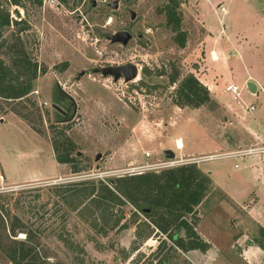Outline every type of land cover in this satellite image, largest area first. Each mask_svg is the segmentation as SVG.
<instances>
[{
	"label": "rangeland",
	"instance_id": "obj_1",
	"mask_svg": "<svg viewBox=\"0 0 264 264\" xmlns=\"http://www.w3.org/2000/svg\"><path fill=\"white\" fill-rule=\"evenodd\" d=\"M120 2L117 8L104 4L94 8L85 4L81 8L83 16L30 0H24L23 7H9L10 17L22 21L5 27L2 37L10 41L19 28L26 27L19 32V37L40 69L33 80L32 91L24 99H0V106L7 113L14 109L23 114L25 118L18 116L33 130L38 129L40 133L35 131L40 136L17 118L0 117V174L9 180H22L33 172L42 171L59 172V175L22 182L1 179L0 264H160L161 260L166 264H202V254L180 250L167 238L166 244L158 248L160 238L165 235L152 225L146 227L142 221L147 222L148 218L140 212L138 220L132 221L130 211L136 208L130 204L121 208L124 214L120 223H126V227L101 234L92 228L89 213L69 210L54 191L55 185L67 181H97L130 175L128 168L145 163L146 152L150 153L149 162L158 158L168 160L164 151L168 137L181 135L186 148L194 144L202 148L210 140L217 143L225 140V131L236 130L238 125L242 127V120L234 117V126L228 125L227 121L220 122L219 129L204 139L205 134L201 135L193 124L199 120L194 115V122L190 118L192 115L187 117L188 112L191 113L187 109L193 107L174 102L179 80L189 73L195 75L191 69L198 68L196 59H200L202 37L192 28H188V35V30H183L180 25L191 44L187 53L182 49L184 46L178 45L177 34L166 26L163 12L165 5L172 6L173 0ZM182 2L184 0L176 8L180 16ZM247 2L257 6L264 0H188L189 9L195 11L193 14L199 13V20L223 24L227 15L233 28L245 23ZM64 3L74 8L81 0H64ZM221 7H224L223 11H220ZM249 20L252 17L249 16L247 22L252 25ZM122 29L132 33L128 43L122 45L110 41L108 35ZM250 32L253 36L252 28ZM235 33L236 30L228 34L233 39L239 38ZM223 37L221 44L229 53L226 34ZM0 51L1 57L9 62L10 54H4V48ZM128 62L138 66L136 78L129 82L93 72L98 66ZM205 62L208 71L209 64L207 60ZM82 71L85 73L81 74ZM174 75L178 79L172 83L170 79ZM216 79L221 85L220 97L222 95L224 100L240 107L242 112L250 104L255 106L239 131L246 143L235 149L264 146V90L258 87L251 93L247 85H238L240 96L235 97L224 90L231 80L228 69L219 71ZM215 99L200 106H212ZM183 109L186 112L183 113ZM184 115L187 121L181 125ZM52 139L72 141V164L56 166ZM206 152L202 155L225 153L228 149ZM98 153L101 156L96 159ZM74 165L78 167L76 172ZM197 165L209 173L212 186L214 184L197 207L196 231L213 244L210 256L206 255L205 259L211 264L259 263L263 257L249 256L244 249L249 247L248 238L260 237L259 228H264V153L217 157ZM15 216L20 217L34 234L27 244L35 246L34 251L18 263L12 262L6 254L17 242L25 240L22 231L8 236ZM144 228L154 232L146 240L135 242V231ZM226 230L238 233L234 232L235 235L231 231L233 237L249 236L232 247ZM180 233L183 234V230ZM67 242H72L74 247L70 248ZM213 250L218 251L216 254L221 252L218 258H212Z\"/></svg>",
	"mask_w": 264,
	"mask_h": 264
},
{
	"label": "trees",
	"instance_id": "obj_2",
	"mask_svg": "<svg viewBox=\"0 0 264 264\" xmlns=\"http://www.w3.org/2000/svg\"><path fill=\"white\" fill-rule=\"evenodd\" d=\"M24 0H0V49L9 55L10 61L6 62L0 55V99L22 100L33 88V80L37 78L39 64L33 60L26 51L19 32L26 27L19 28L17 34L10 41L3 38V30L11 23L19 24L22 19L16 20L10 17L9 7L16 5L23 7ZM40 5L42 0H30ZM181 0H173L172 6L165 5L163 9L166 15V26L175 32L178 45H185L186 33L180 29L181 16L176 8ZM16 12H18L15 9ZM1 52V51H0ZM178 77L172 76L170 81L176 82ZM174 102L179 106L199 107L210 102V94L192 73L182 77L176 88ZM0 109L2 107L0 106ZM11 111L21 118L25 116L18 111ZM37 132L38 129L34 128ZM54 157L59 163L72 164L74 158L72 141L69 139H52ZM77 165L73 171H77ZM212 188L210 176L202 171L195 163H180L174 167L163 168L156 171H146L140 174H130L108 178L107 180L80 179L67 181L54 186V191L60 202L69 210L78 214L89 213L91 226L97 232L106 234L108 230L126 227V223H120L123 218V206L130 204L136 208L131 212L132 221L138 220L140 212L148 221L142 223L157 229L165 238H160L158 248L166 244V238L174 247L189 251L198 249L205 252L209 243L196 231L198 224L197 207L207 196ZM0 222H3L0 213ZM141 221L138 222L140 224ZM183 230V234L180 231ZM25 233V240L17 242L6 251L7 257L14 263L24 260L34 251V245H28L34 234L28 230L20 217L15 216L9 226V237L17 232ZM153 229L135 231V242H142L149 238ZM62 238V237H60ZM264 249V229H260V237L256 238ZM15 240V239H12ZM65 240V239H64ZM15 242V241H14ZM70 248L72 242H67ZM141 245V244H140ZM78 247V245H75ZM137 249V247H135ZM37 256V255H34ZM33 256V257H34ZM160 258V257H159ZM160 264H166L161 260Z\"/></svg>",
	"mask_w": 264,
	"mask_h": 264
},
{
	"label": "crops",
	"instance_id": "obj_3",
	"mask_svg": "<svg viewBox=\"0 0 264 264\" xmlns=\"http://www.w3.org/2000/svg\"><path fill=\"white\" fill-rule=\"evenodd\" d=\"M189 8L190 7H189L188 0H184V2H182V7L180 9L182 10L180 25L182 26L183 30H188V28L196 29L195 31L202 37V44L199 43L202 45L201 55L199 56L200 59L199 58L196 59L198 62V68L197 70L191 69V72H194L198 80L207 87L211 98L213 100L214 98H216L215 100L217 101L212 106L206 105V107L200 106V107L188 108L187 110L191 111V113L188 112L187 117L192 115L190 118H192V121L194 122L193 120V115H194V118L199 120V123H193V124H196V126L199 129V133H201V135L205 134L204 139H207V135L211 136L212 135L211 133L213 130L219 129L218 127H219L220 122H222L223 124V122L227 121L226 123H228V125L234 126V121H235L234 117H235V118H239L240 120H242L243 122L242 127H243L244 124H246L248 120L247 114L249 113L244 114V112H242L240 107L232 105L229 101H227V99L224 100L222 95L220 97L221 85L217 83V79H216L219 71L228 69V74L229 73L231 74V80L228 81L227 84L232 83V84L239 85L240 87L247 85L249 87V84L253 83L255 91H257L258 87H261L264 90V3L257 5V6L254 4H249V3L248 5H245L244 6L245 12H246L245 16L247 17L245 19V23L240 24V26H235L234 28L231 27V24L228 21L229 18L227 15L226 17H224L223 24L221 23L213 24L212 22L210 24L209 22L206 23L205 21L199 20L200 19L199 13L196 11V14L195 13L193 14V12L195 11H192ZM220 11H221V8H220ZM249 16L252 17V20H249L252 22L251 23L252 25L247 24ZM251 28L254 34L253 36L251 35V32H250ZM235 30H236L235 34H239L238 35L239 38L237 39H233L231 34H228L229 32H232ZM186 33L190 35L189 30ZM224 34H226L227 36L226 37L227 42H228L227 45L230 48L229 53L226 51V48L223 47L224 45L222 46L221 44L222 40L224 39L223 37ZM207 36L209 37V39ZM189 44L191 43H190L189 36H187L185 45L182 48L183 51H185V53H187V50H188L187 48ZM206 60L208 61V64H209L208 71H207V68H205ZM208 73H210L211 75ZM255 91H251V93H254ZM219 100H222V102ZM185 110L186 109H183L182 112L183 113L186 112ZM4 115L17 118L18 120L21 121V123L25 127L37 133L15 113L13 112L7 113L6 111H4V109H0V117H3ZM185 116L186 115L182 117L181 125L185 124V122L187 121V117ZM184 117L186 119H184ZM242 127L241 125H238V127H236V130L225 131L223 133V137L225 138V140H221L219 143L213 140H210L202 148L196 147L195 144L193 146H188L186 148V145L181 135L176 136L174 138L168 137L169 142L168 141L165 142V146H166L165 149H172L175 154V158L177 159H185L186 157H194L197 155L208 153L206 151L212 152V151H217L223 148L228 149V152L234 151L233 149H235V147L240 146V144L243 145L244 143H246V140L244 141V139H242V135H240L239 133L240 129L242 130ZM171 139H174V140H171ZM174 141H176L177 147ZM179 146L180 148H178ZM175 150H178L180 153L176 154ZM149 158L150 157L148 158L144 157L143 162L144 161L147 162V159L149 160ZM157 160H159V158ZM55 162H56V166H59V167L64 166V164L57 162L56 159H55ZM207 174L209 175V173ZM57 175H59V172L55 173L52 171L51 172L42 171V172H37V173L33 172L32 174L26 176L22 180H16V179L9 180L6 176L3 177L0 174V181L2 179L8 182H22V181H27V180L49 178V177H54ZM261 228H259V233H260ZM233 230H229L230 234L227 230L226 232L228 233V236H230L229 243L233 242L231 243L232 247H235L236 244L239 245L246 238H248L249 235L243 234L242 236L238 235L236 237H233L232 235L236 233ZM231 231L235 233L231 234L232 233ZM201 237L204 240H206L208 243L211 242L209 241V239L204 237V235ZM256 238H254L253 240L248 238L249 247L248 249H244V253L246 252V254L252 257H255V256L263 257L262 261H260L257 264H264V249L259 245ZM212 247H213V244L211 242L209 243V248L205 252H202L198 249L189 250V252L192 254H195V252L202 254V256L204 257L202 264H211L210 261L205 258H206V255L210 256ZM241 251H242V248L239 246V252ZM216 252L218 253V251L213 250V253L211 254L212 258L214 259L216 257L218 258V256H220L221 254L220 251H219V254H216Z\"/></svg>",
	"mask_w": 264,
	"mask_h": 264
},
{
	"label": "built area",
	"instance_id": "obj_4",
	"mask_svg": "<svg viewBox=\"0 0 264 264\" xmlns=\"http://www.w3.org/2000/svg\"><path fill=\"white\" fill-rule=\"evenodd\" d=\"M114 1L117 2L118 6H120L121 0H81L80 5H78L74 8H70L67 5H65L64 0H42L41 2H43V5H45L47 3V4H49V6L54 7L56 9H63L69 13L78 12L79 15L83 16L81 8L85 4H86V6L94 7V8L97 7L98 5H101V4H104L109 8H113L111 4ZM125 1H127V2H139L141 0H125ZM92 2L95 3L94 6L92 5ZM223 9L224 8L221 7V10H223ZM224 90L226 92L231 93L235 97H239L241 88L236 84L230 83V84H227L225 86ZM254 108H255V106L253 104L246 106L244 114L250 113L251 111L254 110ZM255 153H264V146H257V147L256 146H249L246 148L236 149L234 151H229V152H225V153L199 155V156L189 157V158H185V159H177L174 157L173 159L169 158L168 160H165V161H160V160H157L155 162L147 161L139 167H129L128 169L130 170V172H128V174H134V173L140 174V173H143V172H146L149 170L168 168V167L180 164V163L198 164L199 162L210 160L212 158H217V157H236V156H244V155L255 154ZM145 157L146 158L150 157V153L146 152ZM125 171H127V170H125ZM125 171H123V173H125Z\"/></svg>",
	"mask_w": 264,
	"mask_h": 264
},
{
	"label": "water",
	"instance_id": "obj_5",
	"mask_svg": "<svg viewBox=\"0 0 264 264\" xmlns=\"http://www.w3.org/2000/svg\"><path fill=\"white\" fill-rule=\"evenodd\" d=\"M92 5L94 6L95 3L92 2ZM111 5L113 8L118 7V4L116 1H114ZM131 15L132 17H134L135 13L132 11ZM108 38L112 42H118V43H121L122 45H126L128 41L132 38V33L126 29H122V30H118L115 33L108 35ZM93 72L101 73V75L103 76H112L114 80H118L122 78L125 82H129L133 80L134 78H136L138 74V66L135 63L128 62L122 65L98 66L93 69ZM84 73H85L84 71L81 72V74H84ZM249 89L251 91H255L253 83L249 84ZM164 151L168 155V158L173 159L175 157V154L172 149H165ZM100 156L101 154L98 153L96 155V159L100 158Z\"/></svg>",
	"mask_w": 264,
	"mask_h": 264
}]
</instances>
